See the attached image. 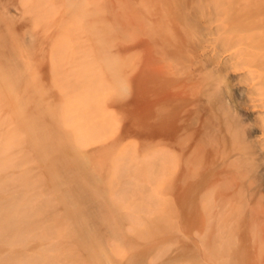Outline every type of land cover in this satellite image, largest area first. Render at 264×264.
<instances>
[{"label":"bare ground","instance_id":"1","mask_svg":"<svg viewBox=\"0 0 264 264\" xmlns=\"http://www.w3.org/2000/svg\"><path fill=\"white\" fill-rule=\"evenodd\" d=\"M77 1L69 0L68 2L77 7ZM21 2L24 4L23 1ZM41 2L40 0L39 4ZM199 3L200 1L197 0L196 7L200 9ZM15 6V9L22 8L17 4ZM35 8L37 9V6ZM242 9H247V0ZM215 10H217L215 14L212 10L210 11L212 13L208 14V17L206 16L205 24L202 22L203 19L200 20V23L206 25L211 34L224 37L229 42L228 51L231 56H241L253 69L251 72L255 77V88L262 97L264 109V20L253 19L247 22L246 18L245 21L242 17L241 21L230 23L226 21L227 17L226 19L223 17L220 5H216ZM9 13L12 16L11 12H7V14L0 12V21L7 23L5 27L14 25L10 24L12 18ZM243 14L247 15V12ZM158 15L160 17L161 14ZM15 17H13V21L16 19ZM157 22L154 24L159 25L160 23ZM2 25L1 28L4 27ZM160 25L155 26L157 31L154 36L155 38L159 36L156 42L158 44L162 42L163 44L160 45H168V47L171 45L174 47L181 43L179 51L182 50L181 46L185 43V35L188 32L187 26L172 24L175 25L174 31H172L173 26L169 24L168 26L171 27L168 30L172 31L171 33L156 35ZM5 27L0 28V91L5 88L9 89L4 85L3 82H5L12 90L16 91L20 102L14 105L19 109V112L10 121L8 114L11 110L6 109L10 107L6 101L7 96L6 99L4 97L0 99V264H264V206L259 204L261 200L254 194L255 198L252 197L254 190L252 191L251 183L248 184L249 181L245 182L243 174L246 171L248 177L250 175L253 177L256 174L255 172L260 166L255 158L261 152L262 145L255 139H252L253 142L249 139L246 141L247 139L241 132L242 129L240 130L242 125L237 118L236 120H231V118L232 122L228 123L230 129L228 127V130L224 129L228 131V135L230 131L240 130L241 134L239 132H236L239 134L230 133V136L234 135L233 139L237 144L234 145L238 146L237 149L233 145V148H230L231 150L235 149L237 153H233L232 150L234 155L229 158L230 154L226 151L229 148L223 147L227 141H223L225 138L222 137V133L218 134L223 139L218 137L220 140L217 138L218 141H216L219 143L223 141L224 145L222 147L220 145L218 148L210 146L208 150L212 155L215 150L219 149V152H214L216 155H214L213 161L216 156L217 162H219V157L221 158L227 152L225 155L228 154V158L224 156L221 159H227L229 165L230 163L234 165L231 167H238V163L244 167H242L243 170L246 168V171L244 170L242 173V169H239L240 174L237 172L238 170L228 169L226 171V169L221 170L222 172L215 176L217 163L212 165L213 161L210 162L213 155L211 157L207 155L210 158L206 161H210L204 165L202 162L204 155L201 156V152L203 153L204 150L202 151L203 148H200L203 147V137L211 130L205 131V135H202L201 138V134L198 132H203L204 125L202 129L198 127L197 130H188L189 133L185 130L186 134L188 133L187 136L184 135L183 130L181 134L183 139L186 138L184 140L185 151L182 154L185 166L180 177L184 189L178 196L179 188L171 187L173 190L171 192L178 198L180 197L181 211L175 212L172 208L162 210L160 199L155 196L156 194L154 195L155 192L151 193L150 188L153 189V186H149V184L155 185L152 181L156 178L152 180L151 177H141L143 172L140 173L132 165L130 168L131 166H128L129 164H126L125 160L124 165H120V172L118 170V182L105 181L102 177L104 168L99 166L98 169V167L89 164L86 157L81 152H77L74 144L71 145L70 137L63 129L65 125V123L62 124L63 118L60 121L59 118L52 120L46 117L51 114V108L46 106V101L42 100L39 94L30 96L26 91L31 87V80L27 75L31 66L29 63L23 62L20 57V55L22 56V41L18 37L14 38L15 36L8 38L9 30L12 32L13 28ZM6 29H9L7 34H5ZM168 30L166 29V32ZM163 32L165 30L161 33ZM100 35L102 36V33ZM109 47L107 46V50ZM195 48H192L190 52H193V49L195 51ZM186 49L188 48H184V50ZM189 49H191L190 46ZM196 49L199 50V47ZM110 51L105 53V58L99 54L95 59H98L99 63L104 62L103 60H106L111 54ZM113 54L109 57L113 58ZM84 68H86L85 65ZM84 68H81V71ZM91 75L89 77V74L84 72L79 78L77 77L75 85L78 84L80 88H90L94 83ZM58 77L60 80L66 79L64 75H60V72ZM189 77L188 79H191L189 82H192H190L191 87H196L199 85L197 83L201 82L199 73L191 74ZM187 87H185L186 90L191 88L187 89ZM186 90V93L193 92L191 89ZM213 92L216 94L215 91ZM213 92L211 93L213 94ZM211 93L208 91V94ZM135 99V102L130 106H122L121 110L132 120L136 134L140 136L147 134L145 137L150 139L162 138L164 132L156 120L157 115L155 114L156 116L153 118V113L150 112L157 109L156 112L160 113L166 103L165 99L164 101L159 99L158 102L149 104L143 98L142 91L137 92ZM31 100L38 102V106L28 109ZM194 101L196 102L197 99L195 98ZM195 104L197 107L200 106L198 109L202 108L201 105ZM64 105L66 106V104ZM186 107L188 109L190 105ZM210 112H212L213 118L216 116L214 118L216 120L217 115L214 110L211 109ZM205 115L204 118H206ZM209 115L206 118L209 121L205 119L209 125L206 121L204 123L210 127ZM231 115L227 116L228 120ZM224 118L227 119L225 115L223 120H225ZM220 120L211 124H223L224 127L227 120L225 122L221 118ZM233 126H236L237 130ZM182 129L183 127L180 130ZM198 129H201V132ZM213 130L214 132L216 130V135L214 132L209 135L211 137L219 136L217 129L213 128ZM232 133L234 134L232 135ZM206 141L205 144L208 146V141L207 143ZM229 141L231 144L235 143L232 140ZM211 144L209 143V145ZM206 145L205 151H207ZM210 149L213 151L211 152ZM229 153H231L230 150ZM219 154L222 155L217 156ZM200 160L205 166L204 170L202 169L204 172L215 165V170L212 168L215 172L211 169V175L209 174L211 171L206 173L210 178L201 172ZM155 161L154 165L156 166L157 162ZM224 161V167H229L227 161ZM32 163L35 164L30 169L28 165ZM221 163L222 161H220ZM142 166L144 167V165ZM206 167H209L208 170ZM221 167L217 166L218 169ZM36 169L38 171H35ZM149 171L151 173V169ZM230 175H233L231 178L233 177L234 183L238 181L235 185L233 182L230 184ZM242 175L244 176L240 180ZM234 176L238 178L237 181ZM104 181L106 190L103 188ZM227 183L229 185L224 186ZM232 185L235 187L231 190H222L225 187H232ZM144 188L147 191H144ZM109 193L115 197H109ZM131 196H135L132 202L133 197L131 198ZM99 197H104L105 202L101 203ZM121 200L124 203L125 201L131 202L126 206V210H122V206L119 204ZM246 207L247 216L244 214ZM244 215L247 219L245 222V224L247 223V234L242 228L245 226L243 222L246 221ZM239 217L245 219L240 222L244 226L239 225Z\"/></svg>","mask_w":264,"mask_h":264},{"label":"rangeland","instance_id":"2","mask_svg":"<svg viewBox=\"0 0 264 264\" xmlns=\"http://www.w3.org/2000/svg\"><path fill=\"white\" fill-rule=\"evenodd\" d=\"M16 1L0 0V7L3 10L0 12L12 13V16L9 13L12 18L10 24H14L11 26L13 28L12 32L9 30L10 25V28L8 25L5 27L7 23L2 21L4 27L9 28L6 29L5 34L10 31L7 35L8 38L15 36L14 38L21 39L23 58L21 55L20 57L23 62L29 63L31 66V70L27 73L31 80V87L26 91L29 92L30 96H38L39 94L41 99L46 101V106L51 108V114L46 116L48 119L57 120L59 118L62 121L63 118V121L65 120L62 121L63 125L65 123L63 129L67 131L65 132L70 137L71 145L74 144L77 152H81L89 164L98 167V169L99 166L104 168L103 174H101L105 181L113 180L117 183L120 165H124L126 160L125 163L129 164L128 166L132 165L140 173L143 172L141 177H151L152 180L156 178L152 181L155 185L149 184V186H153V189L150 188L151 193L155 192L154 195L156 194L155 196L160 199L162 210L172 208L173 211L180 212V197L178 198L172 193L171 187L179 188L180 194L178 196L181 195V191L184 189L180 173L185 166L182 154L185 151L184 140H186L185 136L189 133L188 130H197L198 127L202 129L204 125L205 128L202 130L204 133L201 132V129H198L201 133L195 130L198 134H201V138L202 135H205V131L211 130L208 133L212 134L214 132L213 128H216L217 134L222 133V137L225 138L223 141H227L226 145L223 141L217 142L220 135L215 136L216 130L214 137L209 134L203 137L204 143L201 141L203 147L200 148H203L202 151L204 150L203 153L201 152V156L204 155V160L202 158L201 160L206 165L210 161L206 160L213 155L210 161L212 162L215 153L219 152V149H217L218 151L215 150V153L213 152L210 155L208 150L210 146L211 148L212 146L218 148V146L221 145L222 147L224 145V148H229L231 153L228 149L226 150L230 154L229 158L234 155L232 150L233 153H237L235 149L238 146L234 145L236 144L233 139L234 133H232L233 137L230 136V133L235 131H230L229 135L228 131H225L230 126V121L237 118L242 125L240 130L242 129L241 132L247 139L245 140L248 141L249 139L253 142L252 139H255L256 142H261L262 150L255 158L260 167L253 177H251L252 175L248 177L246 168L244 169L246 172H244V167L237 162L238 167H231L233 164L230 163L229 165L227 159H221L224 156L228 158V154L225 155L227 152L225 153L224 149V155H217L221 156L218 159L219 162L216 161L215 156V161L212 163V165L215 162L217 163L216 175L213 173V176L220 174L221 170H238L237 172L240 173L242 169L241 172H244L245 182L249 181L248 184L251 183L252 191L254 190L252 197H257L261 200L259 204L261 203L264 206V109L262 107V97L255 88V77L251 72L253 69L247 65V61L241 56H231L228 51L229 42L220 35L211 34L208 27L204 25L206 16L208 17L212 13L210 11L213 10L214 14L217 11H214L216 5H220V11L224 14L223 17L225 19L227 17L226 21L230 23L241 21L242 17L244 20L246 18L247 22L253 19L264 20V0H247V9H242L246 0H199L200 9L196 7L197 0L195 2L194 0H76L77 7L70 5L69 0H41L40 4V0L39 2L38 0H20L19 2L18 0L17 3ZM15 4L19 5L20 8L22 6V8H16L18 9L16 10ZM35 6H37V9ZM85 10L86 12H84ZM244 12H247V15H244ZM157 14L162 16L159 17ZM13 17L16 18L14 21ZM200 20L204 24L200 23ZM156 21L161 24H159L161 27H159L156 35L174 31L175 25L172 24L187 26L188 32L185 35L184 44L188 45H186L188 49L184 50L186 47H183L185 46L183 44L181 46L183 49L179 51L181 43L176 45L178 47L172 45L168 47V45H160L162 42L159 40L161 43L158 44L156 40L158 41L157 37L159 36L156 38L154 36L155 31H157L156 27L159 26L154 24ZM2 22L0 21L1 25ZM169 24L173 26L172 31H169L171 27L168 26ZM166 29L168 32H166ZM164 30L166 33H161ZM100 33H102V36ZM144 43L145 45H143ZM107 46L109 47L108 50H111V54L114 53L113 58L109 57L110 54L106 59L107 61L103 60L104 62H100V64L98 59L95 58L99 54L105 58V53L109 52ZM189 46L191 49H189ZM194 46L199 47V50ZM192 48H195V51L193 49V52H190ZM84 65L86 68H84ZM81 68L84 69L81 71ZM57 70L66 79L60 80ZM83 71L85 74L88 73L89 77L93 73L91 77L93 76L95 85L93 83L90 88H80L78 84L75 85L77 79L84 73ZM195 73H199L201 82L197 83L198 86L191 87V81L189 82L191 79L188 78ZM187 81L189 83L184 84ZM3 83L9 89L5 88L0 91V99L3 97L6 99L7 96L6 101L10 107L6 109L11 110L8 114L11 121L19 112V109L14 105L20 102V97H18L16 91L12 90L5 82ZM187 86L193 92L186 93L185 87ZM188 87L187 89H189ZM138 91H142L143 98L149 104L158 102L162 97H164L163 101L165 99L166 103L164 102V108L160 113L159 111L156 112L157 109L150 112L153 113V118L157 115L156 120H158L162 132H164L160 139L146 138L147 134L143 136L136 134V128L133 126L132 120L121 110L122 106H130L135 102ZM208 91L209 93L215 91L216 94L214 92L208 94ZM194 97L197 99L196 102ZM193 101L194 105L192 104ZM188 102L190 104H186ZM37 103L35 100H31L28 109L36 108ZM195 103L201 105L202 108L198 109L200 106H195ZM187 105H190L188 109L185 108ZM220 106L223 109H220ZM210 107L217 115V121H221L220 118L223 120L224 115L227 118L229 114H232L229 120L228 118L223 120L224 122L227 120V126L224 124L223 127L221 123V125L218 123H215L216 125L211 124L217 121L214 119L216 116L214 115L213 118V115H211ZM68 108L69 111H67ZM195 111H198V113L196 112V114ZM205 113L209 115L210 127ZM204 115L206 118H204ZM205 121L208 123V129L204 123ZM223 121L222 123H224ZM181 127H183L182 130H180ZM221 127L223 129H220ZM233 128L237 130L236 126H233ZM185 130H187V134ZM240 130L236 132L241 134ZM182 131L185 132V139L181 134ZM236 132L235 134H239ZM225 133L226 135H224ZM205 140L208 141V146L205 144ZM229 140L235 143L231 144ZM209 143L213 144L209 145ZM204 144L208 153L205 151ZM232 145L235 149L231 150ZM214 147L213 149H216ZM210 151L213 150L210 149ZM127 155H131V157ZM224 160L227 161L229 167H224ZM154 161L157 162L155 163L156 166ZM220 161H222L221 164ZM202 162L200 170L203 173L202 169L204 170L205 166ZM34 164H29L28 167L32 169L31 167H34ZM149 164H151V167ZM222 164L223 167H221ZM217 166L222 169H218ZM214 167L212 166L215 170ZM145 168L147 169L143 170ZM206 168L208 170L209 167ZM212 168L204 172V175H207L206 173L209 171H211L209 172L211 175ZM149 169H151V173ZM244 175L240 177V180ZM207 176L210 178L209 175ZM207 176L205 177L207 178ZM231 176L233 175L229 176L231 179L230 184L233 182ZM250 177L251 179H249ZM235 178L237 181L239 174L238 178ZM177 180L178 182H176ZM105 181L103 188L106 190ZM235 183L233 182L234 185ZM228 185L229 183L224 186ZM234 187L232 185V187H225L222 190L229 191ZM108 189L110 190V188ZM145 189L144 191H147ZM113 196L109 193V197ZM134 197L131 196V202L135 199ZM99 199L101 203L105 202L104 197H99ZM131 202L125 201L124 203L121 200L119 204L122 206V210H126V206ZM246 213L247 207L244 214L246 215ZM245 215L243 217L246 219ZM243 217L241 219L239 217V225L244 223L245 226L243 225L242 228L246 232L247 223L245 224V222H247V219L240 224L244 219Z\"/></svg>","mask_w":264,"mask_h":264}]
</instances>
